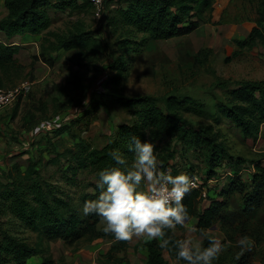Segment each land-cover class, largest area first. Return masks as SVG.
Wrapping results in <instances>:
<instances>
[{
	"label": "rangeland",
	"instance_id": "obj_1",
	"mask_svg": "<svg viewBox=\"0 0 264 264\" xmlns=\"http://www.w3.org/2000/svg\"><path fill=\"white\" fill-rule=\"evenodd\" d=\"M4 1L0 0V18L6 13ZM126 4L123 0H104L99 14L94 5L88 8L51 10V32H69L79 26L91 30L99 40H106L108 47L104 54L92 60H80L76 47L60 49L53 53V63H48L42 58L35 59V55L41 52L42 38L46 36L43 32L39 35V51L37 48H26L27 51L21 56L27 63L26 75L22 80L28 81L29 87L12 105L0 110V165L3 164V168H0V182L8 181L10 170H6L5 165L11 157L8 153L12 150L11 140L14 143L19 138L26 140L24 134L35 129L38 124L45 126L46 123L73 115L69 124L66 123L70 120L47 134L37 135L32 144L42 146H36L38 150L29 157L38 162L37 167L45 177L65 186L69 195L74 196V202L80 204V191L91 190L90 183L96 180L94 174L84 170L79 173L83 181L80 188L67 186L61 178L58 164L49 162L50 158L74 146L80 138H86L94 146H103L115 135L119 125L135 121L136 117L122 101L140 96L154 97L164 109L167 98L171 96L194 98L197 110L183 111V116L196 126L212 125L213 131L218 134L216 137L223 140L230 153L246 159L238 166L225 160L221 166L223 168L218 172L247 170L252 175L253 162L264 161V130L256 138L245 136L220 111L221 104L229 103V88L236 87L235 81L264 79V45L245 46L240 50L235 43L237 38H247L252 25L257 24L260 16L259 1L231 0L225 6L221 0H215L213 8L199 16L197 29L187 35L165 40L146 38L123 24H111L110 18L116 14L118 6ZM126 35L132 40H127ZM46 37L53 38V35L48 33ZM238 49L241 53L233 55ZM117 58H123L122 62L126 66L121 68L122 63L114 66ZM221 82H228L229 88L222 86ZM90 90H93L92 94H89ZM60 128L68 130L58 133ZM23 129L26 131L21 133ZM5 132L11 138L4 136ZM161 138V143L171 138L172 148L175 149V164L182 171H187L190 161L195 168L194 173L206 176L207 165L201 161L200 156L197 158L191 149L181 148V143L169 134L163 133ZM26 158L20 160L25 162ZM167 170L171 172L172 168ZM226 176L229 178V174ZM216 182L220 189V181ZM211 184L215 182L207 183V189ZM234 199L233 205L237 208L240 206L237 193ZM1 220L13 233L26 238L40 249L38 254L29 258L30 263L146 264V249L141 241L145 236L133 235L120 251L110 256V249L117 241L112 242L111 237H90L87 234L74 241L49 238L39 231H32L9 213L3 214ZM193 221L188 219L186 223L195 226ZM98 226L101 229L103 227L102 223ZM176 229L180 237L192 235L201 242L209 235H216L222 241L225 238L220 222L215 223L203 236L197 231L188 232L185 226L178 225ZM256 245L252 246V257L248 264H264V243ZM86 249L91 250L89 254ZM165 257L169 264H184L170 257L167 252Z\"/></svg>",
	"mask_w": 264,
	"mask_h": 264
},
{
	"label": "trees",
	"instance_id": "obj_2",
	"mask_svg": "<svg viewBox=\"0 0 264 264\" xmlns=\"http://www.w3.org/2000/svg\"><path fill=\"white\" fill-rule=\"evenodd\" d=\"M257 1L260 9L257 24L253 26L247 38L235 39L240 50L245 46L264 45V0ZM123 2L127 3L126 6H118L116 14L110 18L111 24H123L131 31L142 33L146 38L165 40L192 33L200 24L199 16L207 9H212L215 0H123ZM92 5L91 0L81 2L5 0L7 12L0 18V30L9 37L24 34L40 35L43 32L46 36L48 33L53 35V38L46 36L42 38L41 52L35 55V59L42 58L48 63H53L54 52L76 47L80 60H92L105 53V48L108 47L106 40H99L91 30L79 26L75 30L63 33L50 30L52 9H78ZM128 36L126 35V39L132 40ZM19 49L18 45L0 42V87L15 85L26 75V66L16 57ZM239 49L234 51L233 55H239L241 53ZM122 61L123 58L115 59L114 66L120 63L121 68L126 66ZM235 83L236 87L229 88L228 82H221L222 86L229 88V103L221 104L220 111L241 129L245 136L256 138L264 124V79H243ZM122 103L136 117L135 121L119 125L115 135L103 146H94L86 138H80L74 146L50 158L49 162L58 164V169L62 173L61 178L67 186L80 188L83 181L79 178V173L84 170L93 173L96 178L98 169L113 163L110 156L113 149H120L131 159L132 153L126 147L127 140L133 134L144 138L145 129L155 142L162 170L172 168V174L182 170L175 164V149L172 148L171 138L161 143L163 133L175 137L181 143V148L191 149L197 158L200 156L201 161L207 165L208 176L217 175L225 160H229L234 166L246 160L230 153L223 140L216 137L218 134L213 131L212 125L196 126L183 116V111L197 110V101L190 96L167 98L166 109L160 107L152 96L129 98ZM66 130L68 128H60L58 133ZM37 165L38 162L29 157L25 170L16 163L10 169L8 181L0 182V264H34L29 262V258L40 252L37 246L3 225L1 216L5 213L13 215L32 231H39L49 238L74 241L86 237L87 234H90V237L115 238L112 233H104L98 226L101 217L95 213L84 216L80 211L83 202L94 198V193L98 191L94 182L90 183L93 191H80L81 203L77 204L74 202V196L69 195V191L64 189L65 186L45 177ZM254 167L255 171L250 180L245 181L236 177L229 181L224 198L213 199L204 210L201 208L203 198L201 190L191 189L183 198L190 213L188 219L193 217L197 219L196 229L199 234L205 235L217 222H220L224 229V248L213 264H248L252 257V246L264 243L262 160H255ZM194 171L193 163L189 161L185 172L193 174ZM232 193H237L240 197L239 208L229 206V195ZM168 235L172 240L183 239L174 230H168ZM244 235L249 238V244L242 247L237 241ZM116 240L110 249V256L120 251L129 239ZM207 243L208 239L204 237L202 244L206 246ZM145 245L148 247L146 264H169L164 255L165 250L171 257L176 258L173 247L162 248L156 239L147 241Z\"/></svg>",
	"mask_w": 264,
	"mask_h": 264
},
{
	"label": "clouds",
	"instance_id": "obj_3",
	"mask_svg": "<svg viewBox=\"0 0 264 264\" xmlns=\"http://www.w3.org/2000/svg\"><path fill=\"white\" fill-rule=\"evenodd\" d=\"M87 103V100H85ZM145 137L131 135L126 143L132 158L120 149L110 152L113 163L96 172L94 198L86 199L81 213H95L104 221L102 231L112 233L116 239L127 240L133 235L156 239L159 245L173 247L175 256L184 264H213L224 248V242L216 235L207 237V245L187 235L172 240L168 230L178 225L196 232L187 224L190 216L183 198L194 186L193 178L185 171L172 174L161 170L155 142L147 129ZM237 244L245 247L249 238L244 235Z\"/></svg>",
	"mask_w": 264,
	"mask_h": 264
},
{
	"label": "crops",
	"instance_id": "obj_4",
	"mask_svg": "<svg viewBox=\"0 0 264 264\" xmlns=\"http://www.w3.org/2000/svg\"><path fill=\"white\" fill-rule=\"evenodd\" d=\"M221 1H222V3L225 4V6H227V4L231 0H221ZM4 7H5V10L7 12V9H6V6H5V1H4ZM254 25H252L250 30H252ZM242 28L243 27H240L239 29H242ZM39 41H40L39 35L24 34V35H16V36H13V37H9L4 31L0 30V42L10 43V44H14V45L20 46L19 51L16 53V57L24 65L27 64L26 61H24V59H22V57H21V56L24 55V51H27L26 48H28V47H32L33 49L37 48L38 51H39L40 50V42ZM92 93H93V90H90L89 94H92ZM50 130L51 129L48 126H43V125L39 126V124H38L35 127V129H32L28 133L24 134L26 136V138H27L26 140H22V139L19 138L18 141L15 142V143L12 142V140H11L10 144L12 146L11 147L12 150L10 152H8L9 156H11V157H9V159H8L6 165H5L7 167L5 169L6 170H10L14 164L18 163L20 165L21 169L25 170L27 168V166H28V158H29V156L34 151L38 150V148H35V147L36 146H42V144H39V145L32 144L33 140L36 138L37 135H39V134H47L48 131H50ZM263 130H264V124H263V127L261 129V132H263ZM23 131H26V130L23 129L21 133H24ZM63 133L61 135L64 136L65 134H63ZM50 134L52 135V132ZM3 135L8 137V138H11L10 134H8L7 132H5ZM0 139H2V136H0ZM17 153L21 154V155H15L14 156V154H17ZM25 156L27 158L25 159V162H22L20 159L22 157H25ZM262 164H264V161H262ZM2 166H3V164L0 165V168H3ZM222 168L220 167L218 170H221ZM213 176H215L216 177L215 179H217V180L211 181V182H215V184H211L210 187L207 189V195L203 196L202 202H201L202 210H204L205 208L209 207V205L211 204V201L213 199L221 200V199L224 198V196L226 194V193L224 194V191L229 186V181L235 179L236 177H240L243 180L247 181V180H250L253 175L249 174V172L247 170H240L239 172H232V175H229V178H226V179L218 178L217 177L218 173H217V175H213ZM213 176H208V177H213ZM216 181H220V187H221L220 189L217 188V186H219V184H216L217 183ZM211 182H208V183H211ZM94 183H95V181H94ZM92 188L93 187H91V190H88V191H93ZM206 188H207V184H206ZM216 189H218V190H216ZM234 194L235 193H232V194L229 195V206H230V204H231V206H234L233 205V202L235 200L234 199ZM240 206H241V201H240ZM239 207H237V208H239ZM231 208H236V207L234 206V207H231ZM190 219H194L193 223L195 224V227H196L197 219L195 217L190 218ZM99 223H102V225L104 224L103 220H101ZM174 232L176 234H179V232L177 231L176 228L174 229ZM114 240H116V238H112V242ZM149 240H151V239H149L147 237H145V238H143V240H141V241H143V246L146 249V251L144 250V252L146 253L145 263H146V260H147V257H148V247L145 244ZM140 249H142V247H140ZM85 251H87L86 253L89 254L91 250L90 249H86ZM165 252H167L169 254V252L167 250H165L164 251V255H165ZM172 258H174V257H172ZM175 259H177V258H175Z\"/></svg>",
	"mask_w": 264,
	"mask_h": 264
},
{
	"label": "built area",
	"instance_id": "obj_5",
	"mask_svg": "<svg viewBox=\"0 0 264 264\" xmlns=\"http://www.w3.org/2000/svg\"><path fill=\"white\" fill-rule=\"evenodd\" d=\"M93 3L96 13L99 14L101 7L104 3V0H91ZM29 82L28 81H19L15 85L7 86V87H0V110L5 109L6 107L12 105L17 99L28 89ZM74 116L70 115L66 119H57L53 121L52 123L45 124V126H48L51 130L53 128L61 127L63 124H65L67 121L71 120ZM253 172L255 171V167L253 166ZM227 174L232 175L231 170H228L227 172H218V178H227ZM190 176L193 178L194 186L191 189H199L201 190L202 196L207 195V188L206 184L208 182L217 180L216 177H208L199 175L197 173L190 174ZM203 177V178H202ZM186 195V194H185Z\"/></svg>",
	"mask_w": 264,
	"mask_h": 264
}]
</instances>
